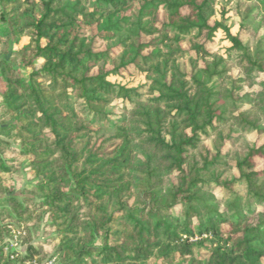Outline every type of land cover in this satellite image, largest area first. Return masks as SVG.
<instances>
[{
  "label": "trees",
  "instance_id": "trees-1",
  "mask_svg": "<svg viewBox=\"0 0 264 264\" xmlns=\"http://www.w3.org/2000/svg\"><path fill=\"white\" fill-rule=\"evenodd\" d=\"M215 1L0 0V264H264V0Z\"/></svg>",
  "mask_w": 264,
  "mask_h": 264
},
{
  "label": "rangeland",
  "instance_id": "rangeland-1",
  "mask_svg": "<svg viewBox=\"0 0 264 264\" xmlns=\"http://www.w3.org/2000/svg\"><path fill=\"white\" fill-rule=\"evenodd\" d=\"M225 1L226 0H216L215 1V10L217 13L221 11L222 7L229 10V12L226 15V17L228 18L226 25H228L230 27V30L232 33H235L237 31V27H238L237 21L233 15V12L229 9V8H231V6L230 5L226 6ZM24 42H25V40L23 41V43ZM215 44H216V47L219 48L220 50L223 51L225 49V43L223 42L222 37L219 33L216 34V36H215ZM108 80L113 84H117L120 86L130 88V87H135V86H138L140 84H143L145 81V78H144V74H139L138 76H129V75H123L121 77L109 76ZM262 140H263L262 137L257 139L258 142H262ZM28 175H29L28 172H23L22 174L5 175V176H3L4 184H5L6 188L17 189V193H19L21 188L27 184L28 177H29ZM22 227L23 226H21V228ZM21 237H23V238L26 237L25 232L22 234ZM21 237H19V239ZM32 237L34 239L31 242V245L35 244V242H38V241L44 243L45 240L47 239V236L45 235V231L43 230V226H41V228H40L39 235L37 237H35V236H32ZM5 240H7V239H5ZM20 245L22 246L20 249L21 252H25L26 244H24L22 242ZM43 246H44L43 251L46 252V254H44V256H43L44 257L43 260H46L50 257H53V258H56V260L58 262H60L58 256H52L53 250H51V248H49V246L47 244H43Z\"/></svg>",
  "mask_w": 264,
  "mask_h": 264
},
{
  "label": "built area",
  "instance_id": "built-area-1",
  "mask_svg": "<svg viewBox=\"0 0 264 264\" xmlns=\"http://www.w3.org/2000/svg\"><path fill=\"white\" fill-rule=\"evenodd\" d=\"M20 230H12L11 231V238L5 240L4 245V252L10 256V259L14 258L16 253L21 252V245L19 241L20 237ZM26 264H61L56 260V258L50 257L46 260H43L41 262L32 261Z\"/></svg>",
  "mask_w": 264,
  "mask_h": 264
}]
</instances>
